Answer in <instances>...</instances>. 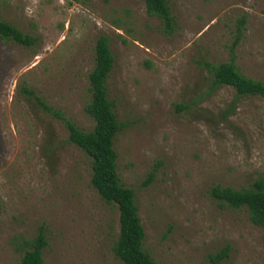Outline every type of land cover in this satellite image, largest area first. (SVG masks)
<instances>
[{"label": "rangeland", "instance_id": "374dc122", "mask_svg": "<svg viewBox=\"0 0 264 264\" xmlns=\"http://www.w3.org/2000/svg\"><path fill=\"white\" fill-rule=\"evenodd\" d=\"M168 3L171 33L146 0H0V18L36 39L0 38V264H19L18 239L40 232L44 264H123L113 251L118 205L93 186L91 159L56 114L94 129L86 105L101 35L124 124L118 172L135 190L144 248L158 264H213L225 248L219 264H264V226L211 195L264 180V98L215 85L209 67L233 58L264 81V0Z\"/></svg>", "mask_w": 264, "mask_h": 264}, {"label": "trees", "instance_id": "16d2710c", "mask_svg": "<svg viewBox=\"0 0 264 264\" xmlns=\"http://www.w3.org/2000/svg\"><path fill=\"white\" fill-rule=\"evenodd\" d=\"M147 11L159 17L167 33L175 29L176 19L172 14L168 0H146ZM246 19L239 20L238 32L241 33ZM0 38L14 41L24 46H32L36 39L12 23L0 18ZM238 39L235 44L238 43ZM95 67L90 73L89 91L91 99L86 105V112L95 121L92 131L86 132L71 120L64 118L70 131L69 140L78 146L91 159L93 175L92 184L108 204L118 205L120 211V233L113 246L115 256L123 264H158L144 248L146 232L139 214L135 190L126 187L118 172V153L115 149L117 134L124 128L109 99L107 80L114 68L115 56L112 53L109 38L101 35L96 43ZM215 85L232 86L239 95H253L264 98V81L245 76L237 67L235 60L209 65ZM28 92V90H27ZM45 109L53 111L42 100ZM155 172L144 183L149 184ZM211 195L222 207L247 208L253 223L264 226V180H256L250 188L237 190L231 187L216 186ZM48 239L43 232L34 238L18 239L17 249L23 252L19 264H44V250ZM228 253L223 249L213 256V264Z\"/></svg>", "mask_w": 264, "mask_h": 264}]
</instances>
